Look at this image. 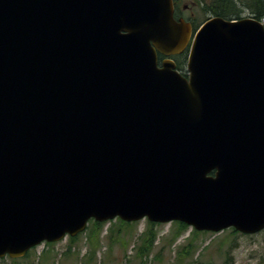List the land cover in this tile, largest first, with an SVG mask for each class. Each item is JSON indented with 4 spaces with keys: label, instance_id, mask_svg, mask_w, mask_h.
Returning <instances> with one entry per match:
<instances>
[{
    "label": "water",
    "instance_id": "water-1",
    "mask_svg": "<svg viewBox=\"0 0 264 264\" xmlns=\"http://www.w3.org/2000/svg\"><path fill=\"white\" fill-rule=\"evenodd\" d=\"M117 218L264 230V23L0 0V259Z\"/></svg>",
    "mask_w": 264,
    "mask_h": 264
},
{
    "label": "rangeland",
    "instance_id": "rangeland-1",
    "mask_svg": "<svg viewBox=\"0 0 264 264\" xmlns=\"http://www.w3.org/2000/svg\"><path fill=\"white\" fill-rule=\"evenodd\" d=\"M184 1L195 13V26L200 27L212 17L202 10L200 3ZM249 15L246 9L241 14L243 18ZM148 228L147 219L127 225L120 219L106 222L101 228L96 253L91 254L90 236L94 231L91 222L73 243L70 237L54 245L44 243L33 248L28 257L19 261L6 257L0 259V264H264V230L256 234L234 229L194 234L190 226L180 230L176 222L159 223L153 227L156 240L143 258L139 250L142 235ZM191 243L194 248H190ZM190 249L191 254L185 255Z\"/></svg>",
    "mask_w": 264,
    "mask_h": 264
},
{
    "label": "trees",
    "instance_id": "trees-1",
    "mask_svg": "<svg viewBox=\"0 0 264 264\" xmlns=\"http://www.w3.org/2000/svg\"><path fill=\"white\" fill-rule=\"evenodd\" d=\"M197 3H200L202 10L207 14H212V16L222 17L226 19H240L241 14L244 11V8H250L253 15H256L254 18L257 20H262L264 18V0H195ZM242 4V7H240L239 2ZM195 29H198L199 27L194 26ZM93 223L94 231L92 232V235L90 236L91 239V254H95L97 250V246L99 244V236L101 233V228L104 225V223H100L97 221H90V223ZM124 225L132 224L129 222L122 221ZM176 224L179 226L180 230H183L184 228H187V225L176 222ZM157 225L156 223L149 222V228L148 230L142 235V246L139 250L140 255L144 258L149 253L150 248L153 246L154 241L156 240V233L154 232L153 227ZM237 232L236 230H234ZM194 234H201L206 232H198L196 230L193 231ZM180 234V232H179ZM71 243L75 242L78 237L70 238ZM48 245H54L47 243ZM190 248H194L192 243L190 244ZM71 249V248H70ZM192 250L185 251L184 254L189 255L191 254ZM30 253V251H29ZM29 253L26 255L28 257ZM68 253H71V250H69ZM13 261H19V260H13Z\"/></svg>",
    "mask_w": 264,
    "mask_h": 264
},
{
    "label": "flooded vegetation",
    "instance_id": "flooded-vegetation-1",
    "mask_svg": "<svg viewBox=\"0 0 264 264\" xmlns=\"http://www.w3.org/2000/svg\"><path fill=\"white\" fill-rule=\"evenodd\" d=\"M193 2L197 3L195 0H193ZM239 2L240 7H242V4ZM174 3V18L176 21H181L184 20L188 23H190L194 29V19H195V13L193 12V10L190 8V6H188L187 4H185L184 0H173ZM197 5V4H196ZM245 9V8H244ZM246 10L249 11L251 17H255L256 15H253L250 8H247ZM243 13V12H242ZM248 16V17H249ZM214 17V16H213ZM241 18H243L241 16ZM188 50L186 52H184L181 55H176V56H172V57H165L161 54L158 55V59L160 62V65L162 63L163 60L165 59H172L175 63H176V70L178 71V73L184 77V78H189V73L187 71V59H188ZM186 66V68H185Z\"/></svg>",
    "mask_w": 264,
    "mask_h": 264
}]
</instances>
